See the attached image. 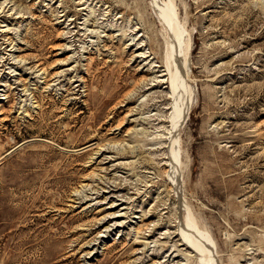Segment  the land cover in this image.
Listing matches in <instances>:
<instances>
[{"label":"rangeland","instance_id":"1","mask_svg":"<svg viewBox=\"0 0 264 264\" xmlns=\"http://www.w3.org/2000/svg\"><path fill=\"white\" fill-rule=\"evenodd\" d=\"M185 207L219 264H264V0H0V264H201Z\"/></svg>","mask_w":264,"mask_h":264},{"label":"bare ground","instance_id":"2","mask_svg":"<svg viewBox=\"0 0 264 264\" xmlns=\"http://www.w3.org/2000/svg\"><path fill=\"white\" fill-rule=\"evenodd\" d=\"M169 5V4H168ZM161 8V7H160ZM165 8V7H164ZM162 9V8H161ZM163 11L160 14L161 21L164 23L165 27L169 30L171 41L173 43V48L176 50V54L178 56L177 62L175 64V69L170 71L169 69V75H170V86H171V94L173 99V115L170 118L171 119V136L173 137L175 132H177V129L181 125L183 119L186 118L187 112L189 110L188 105L190 104L189 101L191 99V93H192V87L191 89L187 87L185 76L187 75V60L184 57V59L181 58L180 52L183 47V37H182V31L178 28L175 21L173 20V17L170 15V8L162 9ZM182 39V40H181ZM187 43V42H186ZM188 44V43H187ZM186 47V46H185ZM188 49V47H187ZM186 49V50H187ZM185 51V50H184ZM183 53V51L181 52ZM185 54V53H183ZM188 54V53H187ZM169 55V54H168ZM185 56V55H184ZM168 57V56H167ZM175 57V58H176ZM169 58V57H168ZM167 58V60H168ZM175 62V61H174ZM169 63V62H168ZM168 66V65H167ZM168 68V67H167ZM190 71V69H189ZM187 77V76H186ZM171 127V126H170ZM177 136V135H176ZM175 136V137H176ZM173 137L170 142V145L168 146L169 151V162H170V170H171V180L173 183L177 184V178H178V171L180 169L181 163L178 161L177 155L175 154V145L177 143V137ZM43 141L48 142L52 145L54 142L48 141L43 139ZM182 170V169H181ZM181 175V174H180ZM180 185V184H179ZM183 208V206H182ZM181 208V209H182ZM186 209V207H185ZM187 210V209H186ZM186 222L184 225H181V228L179 230V240L186 245L188 248H190L192 251H196L204 256V258H201V264H219L217 258L215 259V251L213 248V244L209 241L207 236H205L204 232L200 229L198 226V223L196 220L191 216L190 212L187 210L186 212Z\"/></svg>","mask_w":264,"mask_h":264}]
</instances>
